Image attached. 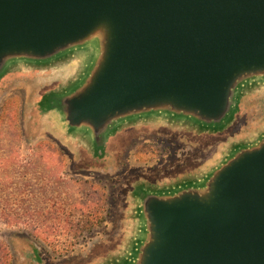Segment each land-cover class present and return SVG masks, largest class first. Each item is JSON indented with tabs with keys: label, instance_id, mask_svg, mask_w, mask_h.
Returning <instances> with one entry per match:
<instances>
[{
	"label": "water",
	"instance_id": "water-1",
	"mask_svg": "<svg viewBox=\"0 0 264 264\" xmlns=\"http://www.w3.org/2000/svg\"><path fill=\"white\" fill-rule=\"evenodd\" d=\"M54 69L40 115L95 158L132 126L222 132L264 90V0H0V81ZM130 199L105 264H264V129Z\"/></svg>",
	"mask_w": 264,
	"mask_h": 264
},
{
	"label": "rangeland",
	"instance_id": "rangeland-1",
	"mask_svg": "<svg viewBox=\"0 0 264 264\" xmlns=\"http://www.w3.org/2000/svg\"><path fill=\"white\" fill-rule=\"evenodd\" d=\"M3 79L0 264L8 258L10 264H105L122 251L131 235L130 193L138 184H151L138 180L139 171L128 170L129 165H139L135 163L139 148L155 142L164 148L172 134H185L181 141L192 143L189 155H175L159 172L189 164L193 170L151 184L155 185L210 164L230 141L264 129V90L256 89L241 98H248L250 105L242 109L240 100L233 123L222 132L199 133L173 125L132 126L109 138L103 158H95L40 115L38 103L43 95L62 84L59 69L10 72ZM130 128L134 130L125 132ZM182 145L179 154L187 149ZM154 160L159 165L163 162L159 156ZM147 173L155 175L156 169ZM126 183H132L131 190L124 194Z\"/></svg>",
	"mask_w": 264,
	"mask_h": 264
},
{
	"label": "flooded vegetation",
	"instance_id": "flooded-vegetation-1",
	"mask_svg": "<svg viewBox=\"0 0 264 264\" xmlns=\"http://www.w3.org/2000/svg\"><path fill=\"white\" fill-rule=\"evenodd\" d=\"M6 78H8V76ZM5 79H3V81ZM249 103L250 102L248 101V98H243L241 100L240 106L243 109L247 105H250ZM251 104H253V103H251ZM250 111H252L251 108H250ZM130 130L132 131L134 129L133 128L127 129V130H125V132H128ZM184 135L180 134L179 136H177V134H172L171 136H168L166 138V140H168V138H170L171 143L169 145H166L164 148H162L163 145L158 143V142L151 143V144H144L141 148L138 149V156L136 159L137 162H135V163H138L139 165L133 167V166L129 165L131 163L130 162V163H128V165H129L128 170L129 171L130 170L139 171V179L138 180L147 181L151 184L162 181L166 178H174L178 175L189 173L191 170H193L192 164L185 165L184 167L179 166L178 168L172 167L170 169H165L164 172H162V173L159 172L162 166H164L165 164L170 165L172 163L171 159H172V157H175V155L180 156V157H182V156L186 157L187 155H189L191 153V152L188 153V149H191V150L193 149V146L191 145L192 143L191 144L186 143V142L183 143L182 141L185 140ZM202 136H203V138H206V139L208 138V136H205V135H201V138H202ZM161 141H162V143H166L163 140H161ZM179 141H181L182 143H180ZM177 143H180V144L178 145ZM182 144H185L184 146L187 147V149L185 150V154H179V150L181 148L179 149L178 146L181 147ZM176 145H177V147H175ZM157 156H159L160 159L163 158V162L161 163V165L156 164L159 162L154 163V161H155L154 159ZM61 161H62V163H64L62 159H61ZM155 169H156L155 175L147 173L148 171H153ZM131 184L132 183H129V184L126 183V185L124 186V189H125L124 194L129 193V191L131 190Z\"/></svg>",
	"mask_w": 264,
	"mask_h": 264
},
{
	"label": "trees",
	"instance_id": "trees-1",
	"mask_svg": "<svg viewBox=\"0 0 264 264\" xmlns=\"http://www.w3.org/2000/svg\"><path fill=\"white\" fill-rule=\"evenodd\" d=\"M5 264H10L9 258L6 260Z\"/></svg>",
	"mask_w": 264,
	"mask_h": 264
}]
</instances>
